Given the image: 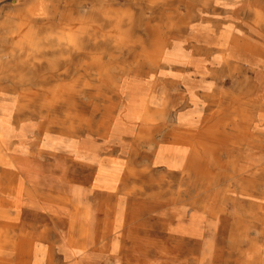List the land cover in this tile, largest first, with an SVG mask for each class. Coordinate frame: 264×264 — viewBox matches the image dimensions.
<instances>
[{
  "label": "bare ground",
  "instance_id": "obj_1",
  "mask_svg": "<svg viewBox=\"0 0 264 264\" xmlns=\"http://www.w3.org/2000/svg\"><path fill=\"white\" fill-rule=\"evenodd\" d=\"M234 3L232 23L215 28L193 23L204 16L192 0H25L0 23V264H91L75 261L92 242L89 194L118 199L114 237L120 199L145 194L156 168H203L216 140L244 158L229 163L253 191L245 214L264 221V0ZM231 82L247 126H209L230 110ZM165 127L177 141L159 140ZM78 169L92 186L77 184ZM27 212L42 220L26 221ZM118 248L114 241L115 264Z\"/></svg>",
  "mask_w": 264,
  "mask_h": 264
},
{
  "label": "rangeland",
  "instance_id": "obj_2",
  "mask_svg": "<svg viewBox=\"0 0 264 264\" xmlns=\"http://www.w3.org/2000/svg\"><path fill=\"white\" fill-rule=\"evenodd\" d=\"M18 1L19 4L16 6L12 0H0V23L15 10L27 6L25 0ZM235 1L217 0L215 7L207 5L205 0H192L193 4L203 10L202 16H204L195 17L193 23L202 22L205 27L211 24L210 27L214 28L220 22L232 23ZM196 14L195 12L194 15ZM185 33L190 35L189 30ZM227 86L233 96L231 108L228 112H222L218 117L211 118L208 125L247 126L243 120H240L244 108L243 104L239 103V97L243 95L239 90L240 87L233 82L228 83ZM174 99L176 100L177 97ZM100 115H97L92 126L101 125L102 115ZM170 129L171 127L162 128L158 132L159 140L177 141L178 137L170 134ZM232 133L234 135L232 140H236L237 131L232 130ZM209 146L213 153L201 156L203 168L198 167L184 175H180L177 171L168 173L163 168H156L143 180L145 194L120 199L124 205V222L123 227L114 237L107 233V229L114 217L113 207L118 199L106 194H87L84 207L89 216L88 224L91 228L89 236L92 242L87 252L78 254L75 261L115 264L112 244L118 241L117 255L121 258L120 264H264V221L246 216L245 213L252 208L248 193L253 191L249 186L241 187L240 184L244 181L246 173L235 170L229 163L230 160L235 159L239 167L245 160L234 145L225 147L216 140ZM239 146L243 148V144ZM90 177L92 174L89 171L81 169H78L74 175L77 184L80 185L82 182L80 186L85 189L92 186ZM140 183L142 184L137 180L134 184L139 186ZM260 189L261 187L258 188L257 195H261L262 189ZM195 199L199 200L198 206L191 205ZM191 216L194 218L192 219ZM25 219L36 222L42 220V217L37 218L33 213L27 212ZM45 222L47 224L49 221H43V226L46 225ZM57 229L56 239L61 244L68 229L66 222H60ZM82 241L78 239L77 244H81Z\"/></svg>",
  "mask_w": 264,
  "mask_h": 264
}]
</instances>
